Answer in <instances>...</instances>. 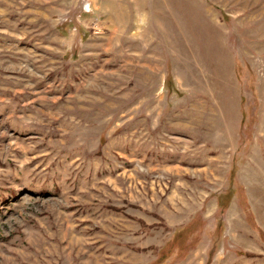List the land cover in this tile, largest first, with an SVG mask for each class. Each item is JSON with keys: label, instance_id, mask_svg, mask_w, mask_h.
<instances>
[{"label": "rangeland", "instance_id": "obj_1", "mask_svg": "<svg viewBox=\"0 0 264 264\" xmlns=\"http://www.w3.org/2000/svg\"><path fill=\"white\" fill-rule=\"evenodd\" d=\"M0 264H264V0H0Z\"/></svg>", "mask_w": 264, "mask_h": 264}]
</instances>
